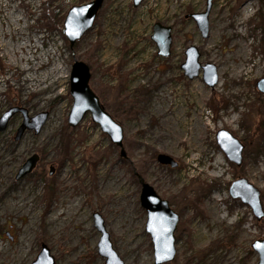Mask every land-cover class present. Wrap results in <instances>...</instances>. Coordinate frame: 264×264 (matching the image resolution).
<instances>
[{
	"label": "rangeland",
	"instance_id": "374dc122",
	"mask_svg": "<svg viewBox=\"0 0 264 264\" xmlns=\"http://www.w3.org/2000/svg\"><path fill=\"white\" fill-rule=\"evenodd\" d=\"M91 1L0 0V117L12 107L48 113L38 135L14 140L19 114L0 133V264H33L42 247L54 264H104L95 213L124 264H153L139 179L179 216L168 264H257L251 244L264 239V215L256 220L229 188L244 179L264 212V94L256 87L264 77V0H213L207 38L188 17L204 12L205 0H143L136 8L104 0L70 49L64 17ZM155 23L171 29L168 57L150 40ZM190 46L201 65L216 67L213 89L201 73L184 76ZM75 60L89 67L90 88L122 127L125 159L89 115L75 128L67 123ZM218 130L243 145L239 167L217 146ZM159 154L176 168L160 165ZM33 156L29 174L16 180Z\"/></svg>",
	"mask_w": 264,
	"mask_h": 264
},
{
	"label": "water",
	"instance_id": "95a60500",
	"mask_svg": "<svg viewBox=\"0 0 264 264\" xmlns=\"http://www.w3.org/2000/svg\"><path fill=\"white\" fill-rule=\"evenodd\" d=\"M143 0H132L136 8ZM248 1V0H244ZM104 0H92L85 5H74L67 11L63 25L62 34L68 42L70 49L88 32L94 25V21L101 10ZM213 0H205V10L201 13L191 14V18L202 38H207L209 33L208 16L211 11ZM150 40L157 48V55L168 57L171 48V29L155 23L152 26ZM185 59L180 66L184 76L188 80L196 79L200 73L204 84L213 89L218 83L217 69L212 64L201 65L199 63L200 54L196 47L190 46L185 52ZM91 74L89 67L75 60L71 66L69 76V95L72 99L71 110L67 117V123L75 128L82 122L86 115L90 116L91 122L97 125L101 132L105 134L110 143L119 149V156L126 158L123 148V129L106 112L98 96L90 88ZM257 90L264 94V77L256 82ZM21 115L22 122L18 127L14 140H20L26 131H33L38 135L48 119V113H39L33 117L29 116L26 109L22 107H12L0 117V133L7 128L8 122L15 115ZM215 142L225 158L235 166L242 164L243 145L226 130H218L215 134ZM37 158L36 156L27 159L19 169L16 180L29 174ZM156 161L160 165L176 168L177 164L170 157L159 154ZM140 196L139 203L146 213L145 232L149 235L153 251V264L171 263L176 255L174 232L179 222V216L171 209L169 203L161 199L154 189L139 179ZM229 194L233 199H239L248 206L256 220H260L264 212L261 207L259 191L247 183L244 179L234 181ZM93 224L100 234L97 244L98 255L105 260L104 264H124L112 249L109 236L105 231L104 223L100 215L93 214ZM251 249L258 256L257 264H264V239L256 240L251 244ZM33 264H54V259L46 247H42L37 259Z\"/></svg>",
	"mask_w": 264,
	"mask_h": 264
},
{
	"label": "bare ground",
	"instance_id": "6f19581e",
	"mask_svg": "<svg viewBox=\"0 0 264 264\" xmlns=\"http://www.w3.org/2000/svg\"><path fill=\"white\" fill-rule=\"evenodd\" d=\"M57 82H58V80H57ZM212 216L214 217V219H219V218H216V217H215V214H212Z\"/></svg>",
	"mask_w": 264,
	"mask_h": 264
},
{
	"label": "flooded vegetation",
	"instance_id": "af4514ba",
	"mask_svg": "<svg viewBox=\"0 0 264 264\" xmlns=\"http://www.w3.org/2000/svg\"><path fill=\"white\" fill-rule=\"evenodd\" d=\"M191 19V18H190Z\"/></svg>",
	"mask_w": 264,
	"mask_h": 264
},
{
	"label": "trees",
	"instance_id": "16d2710c",
	"mask_svg": "<svg viewBox=\"0 0 264 264\" xmlns=\"http://www.w3.org/2000/svg\"><path fill=\"white\" fill-rule=\"evenodd\" d=\"M103 106V105H102Z\"/></svg>",
	"mask_w": 264,
	"mask_h": 264
}]
</instances>
